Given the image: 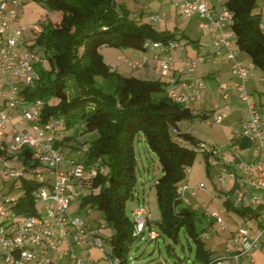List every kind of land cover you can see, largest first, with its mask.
I'll list each match as a JSON object with an SVG mask.
<instances>
[{
    "label": "trees",
    "instance_id": "1",
    "mask_svg": "<svg viewBox=\"0 0 264 264\" xmlns=\"http://www.w3.org/2000/svg\"><path fill=\"white\" fill-rule=\"evenodd\" d=\"M34 1L57 13L59 18H51L41 30L32 32L28 50L41 60L35 63L37 77L33 84L22 87L21 100L43 101L40 122L58 117L64 120L67 131L77 126L81 133L95 132L88 146L83 144L80 161L72 162L102 167L103 172L98 171L95 176L82 180L83 193L78 199V209L102 212L103 222L112 230L105 241L108 249L122 263L128 264L126 252L135 238L131 234L133 222L124 205L127 199L134 197V136L141 131L148 148L157 155L162 171L155 182L160 230L177 243L179 232L184 228L195 244L193 260L209 264L212 251L205 248L202 240L205 229L199 228L204 215L200 216L196 208L186 204L177 191L187 184L186 176L197 150L185 148L170 136L174 130L185 142L202 146L194 135L176 129L180 120L194 116L193 111L168 97L167 82L126 77L110 69L100 55L104 46L145 51L148 42L160 43L163 47L182 41L186 46L196 42L176 29L172 32L157 30L149 21L140 23L129 19L121 6L119 12L115 10L113 0ZM257 1L224 0L221 5L232 13L228 26L234 36L235 50L246 53L250 63L264 72V25ZM34 47H38V52ZM43 63H47L49 69L43 67ZM96 76L101 82L98 83ZM70 81L75 87L72 95ZM199 116L204 119L206 114ZM68 137L65 141L74 138ZM53 141L62 154L61 148L66 144L63 140ZM202 153L205 158L212 154L210 149ZM23 154L24 163L35 170L42 169L31 159L29 150L25 149ZM21 183L19 189L24 194L18 198L14 210L20 218L35 214L33 195L41 185L31 179ZM223 203L240 216L249 217L251 213L250 208L234 207L227 199Z\"/></svg>",
    "mask_w": 264,
    "mask_h": 264
},
{
    "label": "built area",
    "instance_id": "2",
    "mask_svg": "<svg viewBox=\"0 0 264 264\" xmlns=\"http://www.w3.org/2000/svg\"><path fill=\"white\" fill-rule=\"evenodd\" d=\"M213 1L180 0L176 11L179 17L185 19L196 16L199 29L212 35L216 31L219 32L214 38V51L225 50L234 81L230 85L220 83L217 92L225 100L230 90L234 89L238 100L246 105V120L241 128L235 129L233 133L235 139L247 138L252 141L258 151V157L247 162L230 160L224 150L232 148L231 142L226 146L209 149L212 155L223 158L220 181L224 183L227 177L237 182L236 199L241 202L248 199L264 206V120L251 102L246 86L249 78L253 76V68L251 64L237 60L233 33L224 32L232 13L222 5L219 10L214 9L211 5ZM20 7L21 3L15 0H0V264H29L33 261L55 264L57 259L62 257L68 258L70 264L93 263L91 256L77 257L72 251L73 245L96 247L103 253L106 249L109 264H124L108 249L98 229H90L86 219L72 215L69 211L71 202L78 201L82 196V180L87 176H95L98 171L103 172L102 167H87L83 162H72L66 171H60L58 167L64 156L59 148L54 146L53 140L57 134L66 133L64 120L52 117L45 123L40 122L43 101L21 100V89L25 85L33 84L37 77L35 63L41 59L26 48L18 49L23 43V36L22 31L15 29L14 24L21 15ZM161 19L160 15H150L152 24ZM6 30L11 31L13 36L4 39L2 35ZM34 30L38 31L39 28L34 27ZM146 45L157 53L158 67L164 72H169L175 62L169 52L180 44L173 43L169 47H163L160 43L148 42ZM203 60V56H187L180 59L178 71L189 74L190 78L187 81L170 79L167 94L173 102L188 106L203 98L205 83L203 79L195 78L192 74ZM124 61L130 68L142 66L138 60ZM225 119L224 112L216 110L203 121L212 126L222 125ZM200 148L202 151L206 149L203 145ZM25 149L30 151L31 159L42 169L38 171L24 163ZM26 179L41 185L33 195L35 214L20 218L14 210L18 205V198L24 194L19 186ZM16 188L21 192L20 195L12 194V190ZM203 189L205 186L201 183L193 187L184 183L177 191L179 197L188 204L197 195V190ZM254 192L263 193V199L260 201ZM224 199L228 200L229 197L225 195ZM201 207H204L203 204ZM207 216L215 219L221 230L229 234L232 249L230 255L213 257L209 264H240V257L250 258L252 252L260 251L264 245V223L258 224L254 230L251 227L239 226L236 231L230 232L227 230L228 225L220 219L217 212H208ZM149 219V213L144 207L132 211L133 238H138L146 231ZM148 234L152 240L159 237L156 231H150ZM62 243L67 245L65 254L59 251Z\"/></svg>",
    "mask_w": 264,
    "mask_h": 264
},
{
    "label": "rangeland",
    "instance_id": "3",
    "mask_svg": "<svg viewBox=\"0 0 264 264\" xmlns=\"http://www.w3.org/2000/svg\"><path fill=\"white\" fill-rule=\"evenodd\" d=\"M113 5L117 12L120 11L119 6L121 5L123 10H125V12L128 14L129 19L138 20L140 18V12L137 11V3L134 0H113ZM21 7L22 8L19 9V12L21 14H24L25 12L26 14H28V18L24 20L22 16H19V19L17 20V22H15L14 27L15 29H20V31H22V36L25 37L27 41L25 48L29 49L28 45H30L31 43L30 40L33 34V28L38 27L39 30H41L44 26H46L48 21L44 23L42 22V19L45 18L49 12L48 9L40 5V3L35 2L34 0L24 1ZM256 7L261 14V21L264 24V0H258ZM146 14L148 15V12ZM57 16V18H59V15ZM146 18L147 17H144L142 21H148ZM173 20L174 22L175 20L176 22H178L177 25H179V31H184V33L193 40L198 39L202 34V31L198 29L199 20L195 18L185 19L179 16H175V19L173 18ZM18 22H20L21 24H18ZM24 23L27 25H24ZM152 25H154L157 30L164 28L163 23H154ZM10 36H13V33L8 30H6V32L2 35L4 39ZM183 43L184 42L182 41V44ZM33 50L38 52V47H34ZM117 52L118 51H116V48L104 46L101 49L100 55H103L105 62H107L109 65H115L119 62V60L117 61ZM39 54L43 56L41 50L39 51ZM240 55H242L241 57H245V59L249 61L248 55L246 53L243 52L240 53L239 56ZM251 66L253 68V78H249V81L253 80L254 82H257V76L259 75L264 78V72L261 69L255 68L253 65ZM43 67L49 69L47 63H43ZM123 73L126 74V76H140L139 71L135 69H126V71L124 70ZM96 80L98 81V83L101 82V78L98 76H96ZM72 83V81H70L69 83L71 95L75 90V87H73ZM247 91L250 94L251 102L257 107L258 112L263 117L264 82L256 83L254 88L249 87ZM240 103L243 108L242 110L246 112V105L241 101ZM224 125V122L222 125H206L205 121H203L197 111L194 112V116L190 119L180 120V122H178V126L181 131H183L184 133H190V135L192 134L197 137L198 140L202 142L200 145H203L206 149H209L210 147L219 148L222 146H226L224 142V140L226 139V136L224 134L225 131L223 129ZM70 133L75 134V137L73 139H70L69 141H66L64 143L66 144V146L61 148L64 159L58 167L60 171H66L68 167L71 166L70 164H72V160L80 161L83 152V144H86L88 146V144L93 140L95 136V132L81 133L80 127L77 126L72 128L70 130ZM142 136L143 135L141 131L134 136L135 143L133 151L135 152L136 159L134 178L135 182L132 192L134 194V197L132 199H127L126 205H124V207L126 214L130 218H132V211L134 209L138 207H144L145 210L149 213V220L151 221L152 228L159 234V237L153 240L150 239L147 234L148 229H146L144 233H141L138 238H135L130 243L128 247L129 249L126 252V258L128 260L127 262L128 264H192L194 262L193 259L195 255V244L192 242L188 234L184 232V228H181V231L179 232V241L175 243L171 237L166 236L164 233H162L159 225L157 224V221L159 220L158 218H160V211L159 207L157 206L155 182L157 179H159V177L162 176V171L157 155L152 150H150V148H148V145L146 144L144 137ZM170 136L176 143L178 142L185 148L190 149L192 147L197 150L195 161H193L192 167L189 169V172L186 176L187 184L190 187H193L201 183L205 186V189L197 190V195L193 197V199L190 200V203L188 204H190L193 208H196L200 213V216L204 215V217H202L203 222L199 223V228L205 229V232L202 233V240L205 243L206 249L209 250L211 247L216 245V250L219 252H223V250L225 249L224 243L228 235L225 231L221 230L220 225L217 224L215 219L208 217L207 215H205V213L216 211L219 214L220 219L229 226V229L227 230L230 232H234L241 224L243 225V227L252 226L251 229H254L256 228V224L258 221L264 223L263 208L262 215L252 217L248 222L244 223L241 217L236 216L234 212L232 213L231 211H228V209L225 207L223 203V199L225 196L224 193L226 189L230 190V188H232L233 183L232 180L225 178L223 185V183L220 181V174L214 171L217 167H220L224 163L222 157H218V159L214 155L209 154L207 158H205L200 147H195L194 145L185 142L184 139H181L177 135L176 131H172ZM224 153L230 159L233 158L232 154H230L228 150L226 151L225 149ZM237 187L238 184L236 185V187H234V193L231 194L232 200L235 199V195L237 194ZM209 192L214 196H210L208 194ZM20 193L21 192L17 188L12 190V194L14 195H20ZM202 204L204 207H201ZM76 208H78V204L73 202L71 204V207H69V211L72 215H76L75 213H77L78 210ZM79 215V217H81L82 219H86V217L88 216L90 219V226L93 229H98L99 235L103 236L105 241L109 238L112 230L107 227L105 222H103V215L101 211H92L91 213L87 214V212L84 210L83 212H80ZM101 224H104V226H102ZM210 228L211 230L213 229V231L217 232L218 235H213L211 231H209ZM209 235L213 236L211 237ZM189 246L192 248V250H189ZM80 248L81 251L79 250V247L73 246L72 250L75 252V255L77 257L91 256V258L94 259L97 263L101 262L103 264H109L106 249L103 253L96 247L90 248V246L88 247L84 245ZM243 258L247 260H251L253 258L254 262L250 264H264V245L262 246L260 251L252 252L250 258ZM243 258L240 259V263H242L241 261L243 260ZM29 264L49 263L44 261H33ZM56 264H69V261L65 258L62 261H57Z\"/></svg>",
    "mask_w": 264,
    "mask_h": 264
},
{
    "label": "crops",
    "instance_id": "4",
    "mask_svg": "<svg viewBox=\"0 0 264 264\" xmlns=\"http://www.w3.org/2000/svg\"><path fill=\"white\" fill-rule=\"evenodd\" d=\"M15 1L17 3L20 2L21 6H22L23 2L27 1V0H24V1L15 0ZM134 1L137 3V6H136L137 11L140 12V18L138 20L136 19L137 22L144 23L142 21L144 17H147L146 19L150 22V15L152 16V15L160 14L162 19L160 21H158V23H163L164 28L159 29V30H166L168 32H172L173 29H176L177 31H179L180 28H179V25H177L178 22H176V20L174 22L173 18L175 19V16H178L176 9H177V4H178V2H180V0H134ZM223 2H224V0H221V2L218 0H214L211 5H212V7H214V9L219 10V8H221V4ZM20 8H22V7H20ZM146 11L148 12V15L146 14L147 13ZM48 12L49 13L46 15V17L42 19V20H44V23L49 21L51 18H54V20H56L58 17L57 13H54L53 11L52 12L48 11ZM27 15L28 14H26L24 12V14H21L20 16H22L23 19L25 20L26 18H28ZM192 18H195L198 20V18L196 16H194ZM19 23L20 22H18V24ZM158 23H156V24H158ZM24 25H27V24L24 23ZM28 26H30V25H28ZM198 29H199V27H198ZM199 30L202 31V34L200 35V37L198 39L194 40L196 43H190L186 46V45H183L182 43L179 42L180 45L178 47H176L175 49H173L171 52H169L170 56L172 58H174V60H175L173 68L169 72H164L161 70L160 67H158L159 63H158V60L156 58V54L154 53V51H152V49H146L145 51H140L138 49H133V48H131V49H125V48L116 49V51H118L116 54L117 61L119 60V62H118V64L110 65V69H112L113 71L120 73L122 75H126L123 73V71L124 70L126 71V69H130V70L135 69V70H138L140 73L141 77L137 76V77H139V79H142V80L153 79L154 81L155 80L165 81L168 83L167 88H169V83L171 81L170 80L171 78H175V80H179V81H181V80L187 81V79L190 78L189 74L187 75L186 73H181L180 71H178L179 65H181L180 59L187 57V56L188 57H194V58L198 57V56H203L204 60L201 63L200 67L197 68L196 71H194L192 74H193V76H195V78L203 79L205 86H206V91H205V94L201 100H199L197 102L194 101V102L190 103L187 107L190 108L193 111V113L195 111H197L198 114H204L205 113L206 114L205 118L207 116L211 115L216 110L223 111L224 114L226 115V119L224 121L225 125L223 128L225 131L224 134L226 136V139L224 140V142H225V145H228L229 142L232 143V148H228V149H226V151L228 150L229 153L232 154L233 158L232 159H230L229 157L228 158L232 161L235 160V161H240V162H247V161L252 160V159L254 160L258 157V151L256 149V146H254L255 144H253V142L247 138L246 139H239V138L235 139V136L233 133L235 131V129L241 128V125L245 122L246 117H247V113L242 110L243 108H242L240 101L238 100L236 91H234V89L230 90L229 96L225 100L221 97L219 92H217L218 91L217 90L218 85L220 83L230 85L234 81V78L232 77V74H231V67L229 64L230 60H228V58L226 57L225 50H221L219 52L214 51V45H213L214 38H215V36L219 35V32L216 31V33L214 35H212L211 33H208L206 30H202V29H199ZM180 32L184 33V31H180ZM224 32L232 34V31H231L229 26L224 29ZM24 41H26L25 37H23V43L20 44L19 49H25L26 44L24 43ZM233 47L235 48L234 43H233ZM100 52H101V50H100ZM239 54L240 53L237 52V57H236L237 60H239L240 62L245 63V64H251L250 59H249V61H247L245 59V57H241L242 55L239 56ZM102 57H103V55H102ZM103 59H104V57H103ZM124 60H129V61L138 60L140 63H142V66L130 68L129 66H127L125 64ZM129 76H132V75H129ZM129 76H126V77H129ZM257 77H258L257 82H254L253 80L249 81L250 79L248 80L249 83L247 81V85H246L247 89L249 87L254 88L256 83H258V82L259 83L264 82V78L262 76L259 75ZM252 78H253V76H252ZM261 118H263V120H264V116ZM176 129L180 130L178 123H177ZM172 131H174V130H172ZM68 136L69 137L70 136L75 137V134L70 133V130H68V131H66V133L57 134L55 139H57L59 141L63 140L65 143L66 141H69L68 139L65 141V139ZM218 169H219V167H217L214 171H216L217 173L220 174ZM236 172H237V174H239L238 171H236ZM228 179L232 180V183H233L232 188H230V190L226 189L225 193H224L225 195H227L229 197V199H228L229 203H231L234 207L239 206L242 208H248V209L250 208L251 213L249 214V217H247V216L243 217V216H240L236 211L234 212L232 210H229L226 207V205L224 204L225 207L228 209V211H231L232 213L234 212V214H236V216L241 217L244 223L248 222L250 220V218H252V217H257V216L262 215V211L264 209V206H262L260 203L256 204V203L250 202V200H248V199H246L242 202L238 201L236 199L237 194L235 195V199L233 198L234 200H232L231 194L234 193V187H236L237 182L235 181V179H232V178H228ZM223 185H224V183H223ZM254 193H255V196L260 201L263 199V193H260V192H254ZM208 194L210 196H214L210 192ZM224 200L225 199H223V202H224ZM73 202L77 203L78 208H79V202L78 201H73ZM73 202H71V204ZM71 204H70V207H71ZM78 208H76V209H78ZM80 212H83V211L78 209L77 213H75L76 216H80L79 215ZM86 212H87V214H89L92 212V210L88 209ZM214 212H216V211H214ZM207 214L208 213H205V215H207ZM253 214L256 216H252ZM89 221H90V219L87 216L86 217L87 226L90 229H93L90 226ZM259 223L261 224V222L258 221L256 224V228H257V225ZM239 226L243 227L242 224ZM251 228H252V226H251ZM147 229H148V233L150 231H154L152 228V225H151V221L149 222ZM228 229H229V226H228ZM209 231H211V233L215 236L218 235L217 232L213 231V229L211 230V228ZM203 232H205V231H203ZM213 235H209V236L212 237ZM227 235H228V237L225 240V243H224L225 249L223 250V252L217 251L216 250L217 247L214 244H213L214 246L210 248V251H212L213 257L216 258V257H222L223 255H228V254L230 255L231 254L232 249H231L230 244H229V234H227ZM148 236H149V234H148ZM188 244H189V242H188ZM73 246H76V245H73ZM80 247H82V246H79V250L81 249ZM59 249H60L59 251L63 252L64 254L67 253V251H66L67 245L66 244L62 243L60 245ZM72 249H73V247H72ZM65 258L66 257L58 258L57 261H60V260L62 261ZM241 258H243V257H241ZM66 259L69 261L68 258H66ZM57 261L55 262V264L57 263ZM241 262L242 263H240V264H250V263L254 262V260H253V258L251 260H247V259L243 258V260ZM69 264H70V262H69ZM91 264H103V263H101V262L97 263L93 259V263H91ZM192 264H202V263L198 262V261H196V262L194 261Z\"/></svg>",
    "mask_w": 264,
    "mask_h": 264
}]
</instances>
